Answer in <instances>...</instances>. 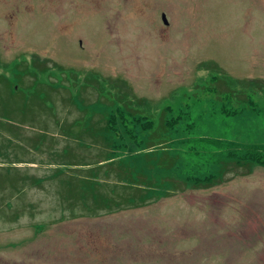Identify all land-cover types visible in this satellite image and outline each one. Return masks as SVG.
I'll return each instance as SVG.
<instances>
[{
    "label": "rangeland",
    "instance_id": "1",
    "mask_svg": "<svg viewBox=\"0 0 264 264\" xmlns=\"http://www.w3.org/2000/svg\"><path fill=\"white\" fill-rule=\"evenodd\" d=\"M104 118L112 160L176 159L147 168L145 204L61 196L109 151ZM244 146L264 162V0H0V264H264V164H228Z\"/></svg>",
    "mask_w": 264,
    "mask_h": 264
},
{
    "label": "trees",
    "instance_id": "2",
    "mask_svg": "<svg viewBox=\"0 0 264 264\" xmlns=\"http://www.w3.org/2000/svg\"><path fill=\"white\" fill-rule=\"evenodd\" d=\"M44 71V70H43ZM42 72V70L40 71ZM35 77L37 74H35V71L32 72ZM33 75V76H34ZM35 83V82H34ZM36 84V83H35ZM16 86V85H15ZM15 86L12 90L15 91ZM16 94V92H15ZM36 96L40 98V101H46L49 94L46 93L43 94L42 92L36 93ZM76 99H80L79 97L75 96ZM80 101V100H79ZM70 102L73 106L77 105L75 104L76 100L72 99V96L70 97ZM101 118H102V114ZM104 117V116H103ZM105 126L103 129L104 134H100L98 137L101 140L103 146L106 149H109L108 152L101 153L97 157L101 160L99 161H93L91 163H85V164H72L73 162L69 163L70 168L66 169L68 170H79L83 171L81 169L87 168L88 175L83 178L80 181V184H74L72 179H80L78 178L77 174L73 173L67 180H61V185L59 188L63 190L61 193L62 198L70 205L72 202L75 201H82L83 205L85 206L84 202H86L88 199L93 200L95 205L97 206L102 205L103 207L110 208V206L107 204L109 203L110 199L108 200L106 197H101L102 194H116L120 196V200L116 201L115 203L112 202L113 206L119 207L121 204H128V205H135L136 202L139 203V205L145 204L146 201L150 200L151 197H153L156 193H154V190L158 187L151 183V180L149 179V175L145 172L147 171V168H155L162 169L165 171H169L176 162L175 158H171L169 155L164 154L163 159H161V156L159 158L153 157L151 158L149 154H142L141 158L144 160L146 159V162L148 163L144 167V163L140 166H137L135 157L133 155L135 153L134 150L130 149L128 152L131 153L129 157H132L131 160H112L111 153L116 152L115 149H119L121 147V150H125L127 148V142L124 139V136H120L118 139L117 136L112 137L111 135V126L113 124H116L115 121L110 119H105ZM152 122V121H151ZM173 123H168L163 121L162 118L159 120V123H156V126L152 122V126L150 129L144 133H135L134 130L130 132L129 140H131L134 147H138L142 144H147V142H143L141 138H139V135L142 137H145L146 139H150V141L157 139L158 137H163L166 135L168 130L173 127ZM96 132V131H95ZM228 146V145H227ZM88 148V147H87ZM229 148V146H228ZM237 156L235 153H231L232 157L231 159H228V164L233 163L237 167L242 166H248L249 168H252V166L256 165L257 163H263L259 162L261 156L263 155L261 150L255 148V147H249L244 146V148L237 149ZM64 154H68L66 151H62ZM228 155L230 156V153L228 152ZM111 159L110 162L102 164L103 162H106L107 160ZM158 159V160H155ZM65 162H69L66 161ZM154 163V164H153ZM101 164V165H99ZM96 165V166H94ZM84 167V168H82ZM159 167V168H158ZM106 168H112L114 169V180L116 181L114 187H110L108 185H104L99 180V175H104V178H108V172H111V169H108L110 171H107ZM94 169V170H93ZM59 175L61 172H57ZM93 177H97L98 179V186L92 185V179ZM170 179H173L172 177H169ZM154 179V177H153ZM217 178L215 176H212L211 179H209L208 183H213ZM77 181V180H76ZM205 181V180H203ZM171 185V183H170ZM117 186H121L119 191L117 190ZM107 187V188H106ZM172 187V185H171ZM60 190H56V192H59ZM118 191V192H117ZM99 208V207H98Z\"/></svg>",
    "mask_w": 264,
    "mask_h": 264
},
{
    "label": "flooded vegetation",
    "instance_id": "3",
    "mask_svg": "<svg viewBox=\"0 0 264 264\" xmlns=\"http://www.w3.org/2000/svg\"><path fill=\"white\" fill-rule=\"evenodd\" d=\"M15 7H16V13H12V14H16V19L14 20L15 22L17 21L19 15H23L24 14L23 11H29V10L32 9V8L29 7V8H26L25 10H23L21 6H17V5ZM20 11H22V12L20 13ZM161 15H162V17L165 16L164 14H161Z\"/></svg>",
    "mask_w": 264,
    "mask_h": 264
},
{
    "label": "water",
    "instance_id": "4",
    "mask_svg": "<svg viewBox=\"0 0 264 264\" xmlns=\"http://www.w3.org/2000/svg\"><path fill=\"white\" fill-rule=\"evenodd\" d=\"M163 21L166 22V19L164 18V16H163Z\"/></svg>",
    "mask_w": 264,
    "mask_h": 264
}]
</instances>
